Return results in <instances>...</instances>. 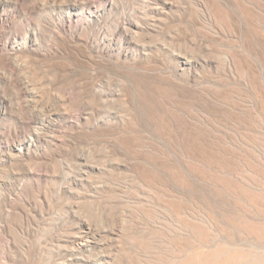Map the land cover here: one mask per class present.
Listing matches in <instances>:
<instances>
[{
  "label": "rangeland",
  "instance_id": "1",
  "mask_svg": "<svg viewBox=\"0 0 264 264\" xmlns=\"http://www.w3.org/2000/svg\"><path fill=\"white\" fill-rule=\"evenodd\" d=\"M219 247L264 258V0H0V264Z\"/></svg>",
  "mask_w": 264,
  "mask_h": 264
},
{
  "label": "bare ground",
  "instance_id": "2",
  "mask_svg": "<svg viewBox=\"0 0 264 264\" xmlns=\"http://www.w3.org/2000/svg\"><path fill=\"white\" fill-rule=\"evenodd\" d=\"M214 253L217 254L218 257H215L216 255ZM247 255L246 252L240 250H227L223 247H219L214 252L200 255L195 259L200 262L199 264H264V258L249 260L247 259Z\"/></svg>",
  "mask_w": 264,
  "mask_h": 264
}]
</instances>
